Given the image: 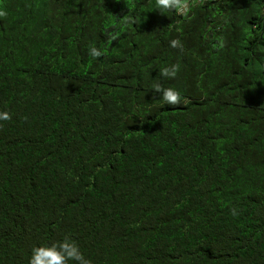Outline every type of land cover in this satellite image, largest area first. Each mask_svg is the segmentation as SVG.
<instances>
[{"label":"trees","instance_id":"1","mask_svg":"<svg viewBox=\"0 0 264 264\" xmlns=\"http://www.w3.org/2000/svg\"><path fill=\"white\" fill-rule=\"evenodd\" d=\"M0 10V264L66 236L92 264H264V0Z\"/></svg>","mask_w":264,"mask_h":264},{"label":"clouds","instance_id":"2","mask_svg":"<svg viewBox=\"0 0 264 264\" xmlns=\"http://www.w3.org/2000/svg\"><path fill=\"white\" fill-rule=\"evenodd\" d=\"M193 0H155V6L162 11L173 10L178 15H187L192 7ZM6 11L0 10V17H5ZM172 48L183 49L179 39H172L169 43ZM104 53L96 48L89 49V55L93 58H99ZM180 70L179 64L165 66L161 69L160 75L165 78H175ZM157 91L162 94L163 101L168 105H179L181 103L180 92L172 87L156 86ZM11 120V115L7 111H0V121ZM235 215V211H233ZM74 261L76 264H92L91 260L86 259L80 252L79 246L75 241L70 240L67 236L63 241H57L51 245H41L34 247L29 259V264H69Z\"/></svg>","mask_w":264,"mask_h":264},{"label":"built area","instance_id":"3","mask_svg":"<svg viewBox=\"0 0 264 264\" xmlns=\"http://www.w3.org/2000/svg\"><path fill=\"white\" fill-rule=\"evenodd\" d=\"M200 1L206 2V1H208V0H200Z\"/></svg>","mask_w":264,"mask_h":264}]
</instances>
